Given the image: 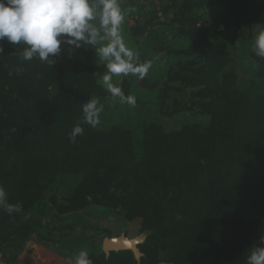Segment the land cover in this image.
Wrapping results in <instances>:
<instances>
[{
  "label": "trees",
  "instance_id": "trees-1",
  "mask_svg": "<svg viewBox=\"0 0 264 264\" xmlns=\"http://www.w3.org/2000/svg\"><path fill=\"white\" fill-rule=\"evenodd\" d=\"M204 6L218 9L224 24L264 30V0H181L175 9L172 21L191 45L173 50L186 59L159 90L162 97L182 87L191 92L165 115L196 109L205 123L82 124L83 135L71 143L83 103L108 95L96 77L95 48L62 44L50 65L22 61L24 45L0 44V186L10 203L22 205L11 215L0 209V253L15 242L22 248L36 229L27 214L57 175L80 174L71 194L51 198L57 213L120 208L144 235L139 260L130 250L101 249L102 258L90 252L92 264H247L264 233V99L226 69L231 57L225 42L209 39ZM258 62L261 76L264 58Z\"/></svg>",
  "mask_w": 264,
  "mask_h": 264
},
{
  "label": "rangeland",
  "instance_id": "rangeland-1",
  "mask_svg": "<svg viewBox=\"0 0 264 264\" xmlns=\"http://www.w3.org/2000/svg\"><path fill=\"white\" fill-rule=\"evenodd\" d=\"M180 1L119 0L124 14L121 35L126 45L138 57V62H151V68L143 78L144 85H141L142 79L131 74L113 75V84L120 87L126 96L133 95L136 104L130 106L120 103L119 98L113 97L105 88L108 95L93 97L103 105L99 123L94 128L101 130L116 124L134 128L138 122L153 121L169 129L193 121H207L208 117L196 109L179 111L171 117L165 115L167 110L173 108L175 101L186 103L191 89L182 87L170 91L165 97L161 96L159 90L168 72L176 69L177 63L186 59L173 53V50L185 49L191 45V40L183 35L178 24L172 21ZM222 1L229 5L237 0ZM225 9L224 6L223 10ZM200 11H204L207 17L209 39L213 42H225L232 60L226 69L235 71L238 86L249 89L252 97L256 99H264V74L257 75L261 57L253 51L256 35L261 31L260 26L238 25L232 21L224 24L218 17V9L204 6ZM1 43L13 46L6 38L0 41ZM96 63V77L103 85L102 75L106 68L97 55ZM146 84L153 87L150 88ZM80 178V174L56 176L27 214L36 229L22 241V248H16L15 242L14 247L6 253H0V264H74L73 257L81 249L87 250L88 254L94 252L102 258L101 241L104 237L123 233L131 238L140 234L139 220H127L125 212L120 208L89 205L69 213H57L51 198L54 196L59 199L71 194ZM68 225L75 230L70 231ZM81 232L89 234L84 236ZM166 255L161 252L159 258L164 260Z\"/></svg>",
  "mask_w": 264,
  "mask_h": 264
},
{
  "label": "clouds",
  "instance_id": "clouds-1",
  "mask_svg": "<svg viewBox=\"0 0 264 264\" xmlns=\"http://www.w3.org/2000/svg\"><path fill=\"white\" fill-rule=\"evenodd\" d=\"M123 20L119 0H0V41L6 38L12 45H24L19 53L22 61L39 58L50 65L55 63L54 57L60 54L62 44L75 48L93 46L106 68L103 86L120 103L135 106L136 98L126 96L113 84L112 77L131 74L143 79L151 62H138L136 54L126 45L120 31ZM253 51L264 58V30L256 35ZM102 110L103 105L97 99L83 103V120L73 126L69 141L75 143L83 135L82 124L95 127ZM0 209L10 215L22 210L21 204L9 202L3 186H0ZM73 260L74 264H92L85 249L75 254ZM247 264H264V233L249 252Z\"/></svg>",
  "mask_w": 264,
  "mask_h": 264
},
{
  "label": "water",
  "instance_id": "water-1",
  "mask_svg": "<svg viewBox=\"0 0 264 264\" xmlns=\"http://www.w3.org/2000/svg\"><path fill=\"white\" fill-rule=\"evenodd\" d=\"M145 80H141V85H144ZM148 87H153V85L146 84ZM144 235L139 234L134 237H127L123 233L118 236L104 237L101 241L102 251L108 255L111 251L119 250H130L136 260H139L142 253L139 251L138 244L143 242Z\"/></svg>",
  "mask_w": 264,
  "mask_h": 264
}]
</instances>
